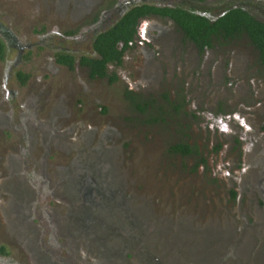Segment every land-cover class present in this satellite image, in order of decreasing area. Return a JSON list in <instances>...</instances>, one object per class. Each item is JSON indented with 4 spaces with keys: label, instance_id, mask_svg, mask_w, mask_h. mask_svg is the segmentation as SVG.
I'll list each match as a JSON object with an SVG mask.
<instances>
[{
    "label": "rangeland",
    "instance_id": "1",
    "mask_svg": "<svg viewBox=\"0 0 264 264\" xmlns=\"http://www.w3.org/2000/svg\"><path fill=\"white\" fill-rule=\"evenodd\" d=\"M110 1L0 0V22L17 44L33 45L21 67L30 74L28 85H11L18 93L15 103L24 108L38 98L37 117L17 130L9 124L0 90V247L8 252L0 251V264H166L147 243L142 226L137 227L140 233L130 231L136 216L132 208L128 215L122 213L130 192L136 215L163 235L153 241L168 242L177 221L189 222L202 230L200 248L187 246L182 234L174 241L202 264H264V236L257 228L264 215L262 196L255 189L249 196L245 192L252 191L245 187L250 170L264 182V68L257 50L246 36L236 42L218 40L204 53L183 39L168 55L156 52L154 58L144 43L148 27L165 22L152 18L142 22L135 44L115 68L117 82L90 80L81 65L72 72L58 67L57 45L67 41L79 57L90 49L87 31H92L95 15L106 18L111 12L108 21L117 18L118 7L102 8ZM223 5L224 0H214L206 7ZM74 29L78 37L67 40L65 32ZM14 45L11 58L16 57ZM5 69L0 61V87ZM61 100L72 103L64 106L72 109L73 118L57 113L51 121L44 112ZM139 100L148 108L141 102L143 109L137 106ZM39 121L45 122L40 126ZM67 125L74 128L62 139L57 132ZM47 136L60 142L47 146L50 156H44ZM186 137L195 141L200 155L169 154V145ZM72 158L88 164L75 176V188L86 183L98 195L91 174L96 171L104 176L108 194L114 191L119 208L101 210L92 191L87 198L91 204L79 201L72 182L57 187L63 166ZM231 189L238 190L237 197L229 195ZM81 205L90 206L83 221L75 214ZM240 217L252 229L246 231ZM91 222L104 228L92 232ZM74 229L80 237H72L78 233ZM193 229L186 230L190 237ZM112 238L119 240L118 246L111 244ZM184 252H177L179 264H197ZM205 255L211 259L204 262Z\"/></svg>",
    "mask_w": 264,
    "mask_h": 264
},
{
    "label": "flooded vegetation",
    "instance_id": "2",
    "mask_svg": "<svg viewBox=\"0 0 264 264\" xmlns=\"http://www.w3.org/2000/svg\"><path fill=\"white\" fill-rule=\"evenodd\" d=\"M212 1H214V0H121V2L118 4V0H112V1L108 2V4L106 6H104L102 8L106 7L105 9H111L114 7H118V9L116 10V12L119 13L117 18H115L114 20L110 19L108 21L107 18L109 15H111V12L108 16H106V18L103 15L99 16L100 18L98 17V15H95V17L93 19L94 25L92 27V31H90V30L87 31V32H89V35H90V39L88 41V43H90V47H89L90 49L88 51H85L84 54H82L81 56L78 57L79 53H76L75 50L69 46V43L67 41H65V43L64 42L60 43L59 45H57L58 47L55 48L56 51H54V57H55L56 65L58 67L64 66L68 71H71V72L76 70L77 65H81L82 67H85L87 69V75H88V78L90 80H101V79H105L107 77L111 83H115L118 81V74H117L115 68L122 66V63L125 60L126 53L135 44V42L138 38V33H140V25L142 24V22H144L148 19H152V18H156V19H159V20L165 22L164 26L151 25L148 27V32L146 34L148 40H146L144 43H145V45H147L152 50V52L154 53V55H153L154 58L157 57L156 52L159 54L165 53L166 55H168L173 50V48H176L177 44H180V42L183 41V39H185L188 44H191L195 48L197 53H199V52L204 53V52L212 49L214 44L218 40H223L224 42H236V41L242 40L243 36H246L248 38L247 35H241V36H238L236 38H224L223 36L221 38H217V36H212L211 46L210 47L205 46V48L201 49L200 46L186 34L185 30L181 27L180 23L172 15H159V14L152 13L149 15H145L138 20L137 25H136L135 34L130 39L128 44L122 40L118 42L117 48L122 52L121 60L109 62L105 65V70L107 73L106 76L99 77L98 75H92L91 67L88 66V64L86 62L84 63V60L87 58L90 61L102 59V57L99 55V53L95 49V43H96L99 35L102 33H105L106 31H108L109 29L114 27L124 17V15L128 11H130L131 9H133L137 6H140V5H150V6H155L158 8H170V9H175L177 11L178 10H184V11L195 12L196 14H199L201 16H205L206 18H208L212 22L216 21L218 18H220L222 15H224L228 10H230L232 8H242V9L246 10L248 13H250L252 16H254L257 20L264 22V0H224L223 6L215 7L214 9L210 10L209 7H206V4H209ZM65 37L68 38L67 40L76 39L78 37V35L76 33V29H74L73 31L65 32ZM0 38L5 45V51H4L2 58H0V61L6 64V69L3 70L4 73H2L3 84L0 87V90L4 94L5 100H7V103L6 102L5 103L7 105V108L9 109V115L11 116L9 124L13 125L15 127V129L18 130L21 128H26V123L29 121H32L33 118L37 117V115H38V112L35 111V106L38 103V98H36V100L33 102L32 105H31V102H29V104H27L24 108L17 106V104L15 102L17 100L18 93L15 89H13V87H11V85H13V81H17L21 87H25L28 85V83L30 81V74L26 73L23 70V68H21V67L22 66L24 67V65L28 62L29 54H31L33 45L32 44H27V45L17 44V42L15 41V38L9 33V31L5 28V25L1 22H0ZM12 43L15 44L14 48L16 47L15 48L16 49L15 50L16 51V57L15 58H11L12 50H13L12 49ZM38 47H42L41 44L38 45ZM62 55H65L69 58H72L73 64L71 66H69L67 64L60 63L59 60L62 58ZM177 55H179V54H177ZM258 59H259V53H258ZM259 64L264 68V63H262L261 60H259ZM150 68H151V65L148 64V67L146 68L147 71ZM109 71H112V72L110 73ZM8 86H10V87H8ZM79 100H81V99H79ZM56 102H57V99H56ZM140 102H141V100H139L138 103H140ZM67 103L68 102L61 100V101H59V103H57V104H60L59 106L52 104L50 106V110L47 112H44V114L48 115L49 119L51 121L57 119V113L62 118H71L72 119L73 118L72 113H71L72 109H69V108L64 106ZM68 104L72 105V103H68ZM142 104L144 107H146V105H147V108H148L149 104H146V101L143 102ZM56 107H57V110H56ZM103 109L104 108L102 107V110ZM103 112H104V114H107L106 109H104ZM44 122L45 121H39V125L41 126ZM46 122H49V121H46ZM73 128H74L73 125L71 126V129H70V126L67 125V129L65 131H63L62 133H58L59 131L57 132V136L59 135L62 139H66L68 137V135H70L72 133ZM61 134H63V135H61ZM44 139L46 140V143L44 146L45 147L44 156H50V149H48L47 146H49L50 144H56V142L53 141L54 138L52 136L44 137ZM25 143H26V138H23L22 139V146ZM58 144L60 145V142H57L55 147H58ZM181 144L182 145L188 144L189 146H191L194 149V152L192 154H185V153H181V152L171 150V148L176 147V145H181ZM100 151L101 150L98 149V153L100 155L105 153L103 151H101V152ZM168 152H169V154L176 155L178 157L189 158V157H194V156L198 157L201 153V150L198 146H196L195 141L186 137V138H182V139L177 140V141L173 142L172 144H170L169 148H168ZM91 161L95 162V166H97V167L99 166V162L96 159H93ZM85 165H88V164H81V163L76 164L75 159L72 158V161H70L69 164L63 166V170L61 171L62 174L60 175L59 182L57 183L59 185H57V187L58 188H60V187L65 188V185L72 182L70 187H71V190H74L75 183L73 180H75V176L80 171H82V167ZM203 165H204V163H203ZM34 166L37 167V164L35 163ZM87 170H90V169H87ZM250 171L253 172L254 170H250ZM250 171H249V173H250L249 179L245 181V187L247 186V188L251 189L252 191L250 193H248L249 190H246L245 192L249 196L250 194L254 193V191H253L254 189L257 190L258 193L262 196L261 197L262 198L261 203L264 204V189L262 188V185L264 182H260L259 177L257 176L258 173L257 174H251ZM91 174L93 175L94 182L96 180V185H95L96 190H94V191L95 192L97 191L98 195H94L93 191H92V187H88V185L86 183H83L80 186H78L77 188H75L76 192H75L74 197H76V199H78L79 201L81 200V198H83L85 203L91 204L92 201L90 199H87V198L91 194V191H92V197L94 199H97V197L99 196V198L101 200V202L99 203L101 210L114 212V209H112L113 206L116 208H119L118 202L113 197L114 191L111 194H108V190L104 186V178H103L104 176L103 175H100V173H96V171H92ZM95 175H97L96 179L94 177ZM32 178H33V175H32ZM18 186H19V189L24 187V185H22V184H18ZM238 194H239L238 190L237 191L232 190V189L229 190V195L233 196L234 198L237 197ZM130 196H132L131 192L127 193L125 196V200L128 204L127 205V211L128 212L126 210H122V213H126V215H128L129 210L131 211V208H132V211H133L132 213L135 214V216H136L135 217L137 219L136 224L133 221H132V224L129 223L130 231L133 232L135 229L138 231V228L140 229V227L142 226L143 229L148 232V233H145L147 243L152 245V248L156 252V256L158 258H160V256H161L162 260H164V262L166 264L167 263L168 264H179L180 261H182L181 255L178 254L177 252L178 251L184 252V251L182 249H180V247H178V244H176L174 241V237L176 234H177V237L180 234H182L185 238H187L186 239L187 246H188V243L189 244L192 243V245H194L193 247L194 248L196 247L195 250L200 248L201 245L199 244V242H201L200 238L203 235L202 230H201V228H199V226L195 227L189 222H187V224H183V223H180L179 221H177L174 224L175 228H174L173 234L170 236V240L168 242H164V243L160 244L157 241H153L152 239L155 236L162 238V236H163L162 233L158 234V232H157L158 229H155V230L148 229L149 224H150V223H148L149 220L142 219L136 215L135 208H133V206H132V202L135 200V198L131 199ZM93 204L96 207L97 203L93 202ZM120 204H122V201L120 202ZM82 207L83 206L81 205L80 210L78 211V213H77V211H75V214H76V217H78L79 219H82V221H83V218H84L83 213L86 214V211L89 210L90 206L86 209H82ZM240 219L242 220V223H243V217H240ZM261 220L262 221L260 222V224H257V228L259 231H262V234L264 236V215L261 216ZM74 225H75V228H77L75 223H74ZM191 226L194 227L193 230H195L193 237H190L186 232L187 228H190ZM242 226L246 231L252 229V226L249 224L248 219H246L244 221ZM103 228H104L103 223L99 224L97 222L96 223L91 222L89 230H91V231L93 230L92 232H97ZM74 230H76L78 233L73 234L72 237H80L81 236L80 230H77V229H74ZM91 238H94V237L89 236V239H91ZM99 240H103V239H99ZM173 241H174V243H173ZM71 242L73 244H75L73 241H71ZM118 242H119V240L117 241L114 238L111 239V244H113V245L116 244L118 246V244H119ZM260 246H264V240L261 241ZM0 251H1V254H7L8 253L7 248L5 246L0 247ZM259 252H263V251L261 250ZM198 253H200V252H198ZM185 255H186V257L191 258V260H193L195 262L197 261L196 262L197 264H202V262L199 260L198 257H190L187 253H185ZM157 257H154L153 259L156 260ZM199 257H202V256H199ZM129 258H130V256H129ZM177 258L180 259V260H178V262L176 260ZM207 259H209V260L211 259L209 255L203 256L204 262Z\"/></svg>",
    "mask_w": 264,
    "mask_h": 264
},
{
    "label": "trees",
    "instance_id": "3",
    "mask_svg": "<svg viewBox=\"0 0 264 264\" xmlns=\"http://www.w3.org/2000/svg\"><path fill=\"white\" fill-rule=\"evenodd\" d=\"M172 15L185 30L186 34L194 40L201 49L205 46H211L212 36L217 38H236L241 35H247L252 45L259 53V60L264 63V22L257 20L254 16L242 8H232L216 21H210L205 16L195 12L175 10L170 8H158L150 5H140L128 11L124 17L111 29L99 35L95 49L102 57L90 61L84 60L91 67L92 75L99 77L106 76L105 65L109 62L120 61L122 52L117 48L119 41H125L127 44L134 36L138 20L149 14ZM5 51V45L0 38V58ZM60 63L71 66L72 58L62 55ZM141 109V103H135ZM185 154H192L194 149L188 144L176 145L171 148Z\"/></svg>",
    "mask_w": 264,
    "mask_h": 264
}]
</instances>
